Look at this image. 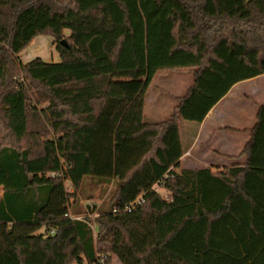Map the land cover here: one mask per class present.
Wrapping results in <instances>:
<instances>
[{
  "label": "trees",
  "instance_id": "1",
  "mask_svg": "<svg viewBox=\"0 0 264 264\" xmlns=\"http://www.w3.org/2000/svg\"><path fill=\"white\" fill-rule=\"evenodd\" d=\"M38 35L60 61L20 58ZM164 69L193 80L147 120ZM261 74L264 0H0V264H264V102L231 167L181 161Z\"/></svg>",
  "mask_w": 264,
  "mask_h": 264
},
{
  "label": "crops",
  "instance_id": "2",
  "mask_svg": "<svg viewBox=\"0 0 264 264\" xmlns=\"http://www.w3.org/2000/svg\"><path fill=\"white\" fill-rule=\"evenodd\" d=\"M263 76L264 74H261V76L235 83L206 114L202 122L184 123L187 148L182 156V166L191 169L211 167L213 170L223 171L239 161L236 155L243 150L242 147L250 136L249 130L256 122V110L264 102L262 99L264 84L259 82ZM189 85L187 81L180 87H174L173 90L171 89L172 96L167 88L156 94L153 93L146 101L145 119L151 118L146 117V112L149 116L164 115L168 112L172 105L174 107L176 104L175 102L172 104V100L176 101V97L184 94ZM149 120L163 121L165 119Z\"/></svg>",
  "mask_w": 264,
  "mask_h": 264
},
{
  "label": "rangeland",
  "instance_id": "3",
  "mask_svg": "<svg viewBox=\"0 0 264 264\" xmlns=\"http://www.w3.org/2000/svg\"><path fill=\"white\" fill-rule=\"evenodd\" d=\"M66 40V39H64ZM35 56H40L44 58L46 61L51 62V61H60L61 57L57 51V41L50 35H38L34 38L33 43L24 51L21 52L20 58H22L24 61H30L32 58ZM193 79V70L191 69H180V70H172V69H164L163 71H160L154 81L151 84V88L148 94V97H150L153 93L160 92L164 90V88L168 89V92L170 93V96H172V90L174 87H180V85H183L187 83L188 85L190 82H192ZM260 84H264V76L259 79ZM172 89V90H171ZM174 96V95H173ZM264 99V97H262ZM170 101V99H169ZM167 101V102H169ZM176 101L172 100V104H175ZM173 107V105H172ZM172 107L171 109L166 112L164 115L159 114L158 116H149L147 115L148 113L146 112V117L149 119H165L166 116H168L172 112ZM157 117V118H155ZM148 119V120H149ZM238 155H236L237 157ZM242 158H238L237 160H240ZM160 193L163 196H167L168 192L161 187H158ZM93 194L94 197L91 200H81L82 205L85 207L88 203H101L102 202V189L100 187H95L93 188ZM0 195H1V190H0ZM93 208L90 207L89 210L91 211ZM91 216H95V213H91ZM87 264V263H84ZM114 264H119V262L114 260Z\"/></svg>",
  "mask_w": 264,
  "mask_h": 264
},
{
  "label": "water",
  "instance_id": "4",
  "mask_svg": "<svg viewBox=\"0 0 264 264\" xmlns=\"http://www.w3.org/2000/svg\"><path fill=\"white\" fill-rule=\"evenodd\" d=\"M62 43H63V44H67V41H65V40H62Z\"/></svg>",
  "mask_w": 264,
  "mask_h": 264
}]
</instances>
